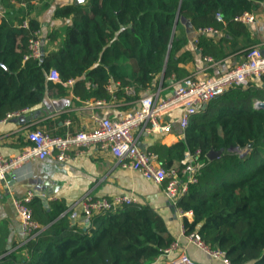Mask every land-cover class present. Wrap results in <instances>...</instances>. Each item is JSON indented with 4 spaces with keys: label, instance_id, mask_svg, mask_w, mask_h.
Listing matches in <instances>:
<instances>
[{
    "label": "trees",
    "instance_id": "trees-1",
    "mask_svg": "<svg viewBox=\"0 0 264 264\" xmlns=\"http://www.w3.org/2000/svg\"><path fill=\"white\" fill-rule=\"evenodd\" d=\"M20 1L23 6L1 0L8 10L0 15V119L40 103L52 88L65 93L61 83L47 80L49 69L58 72L61 82L73 80L82 96L105 100L110 98L106 90L110 81H118L119 89L131 85L139 90L150 87L161 72L164 77H183L186 71L179 63L185 62L189 53L180 49L190 38L180 16L192 29L224 28L248 39L246 26L233 18L252 11L262 0H86L63 4L53 16L70 21L49 33L48 43L56 46L49 50L43 46L40 59L26 60L28 39L40 26L36 9L46 7L47 2ZM218 10L223 21L215 18ZM23 19L27 26L21 25ZM210 40L205 33L196 38L202 54L224 56ZM252 43L248 40L246 45ZM263 82L264 75L258 85L252 82L246 88H227L192 116L184 139L149 151L157 154L163 167L179 168L186 150L200 149L197 181L188 185L173 206L191 211L190 220L182 216L185 233L196 231L235 264H264V109L253 106L255 99L264 100ZM248 144L243 156L229 151L245 149ZM210 149L222 152L209 160L206 154ZM237 171H241L238 176ZM63 209L54 202L47 229L29 238L20 250L3 256L0 264H148L174 241L163 217L147 204H125L95 214L84 228L57 218ZM32 215L36 220L33 210ZM22 249L23 255L19 253Z\"/></svg>",
    "mask_w": 264,
    "mask_h": 264
},
{
    "label": "crops",
    "instance_id": "crops-1",
    "mask_svg": "<svg viewBox=\"0 0 264 264\" xmlns=\"http://www.w3.org/2000/svg\"><path fill=\"white\" fill-rule=\"evenodd\" d=\"M84 1L86 0L43 1L47 2L46 7L37 8L35 12L40 24L42 48L43 46L47 50L54 48L56 43H48L49 33L70 21L69 18L54 17V10L63 4ZM11 3L22 6L18 0H11ZM7 10L8 8L2 7L0 0V15ZM250 12L253 13L255 21L249 24L242 23L246 26L248 39L242 34H230L224 28L218 30L213 27L214 31H207L205 28L193 29L196 31L193 36L188 34L191 30H187L183 24L184 31L190 38V41L180 49V52L185 50L189 53V58L179 63V66L186 71L183 77L178 78L174 75L164 77L161 72L156 75L150 87L135 89L134 94H128L124 86L119 89L118 81H110L108 85L112 86L113 92L107 91L110 94L107 100L82 96L73 80L70 83L58 82L65 88V93L59 94L55 88H52L40 103L25 108L17 116L0 119V154L4 158H9L31 145L32 142L26 137L29 129L41 127L52 135L91 129L95 126L94 116L121 118L125 113L139 107L141 96L152 94L155 98L167 97L187 76L201 79L221 74L243 59L244 52L249 47L246 45L248 40L264 50L263 37L258 30L260 25L264 26V0L257 2ZM200 33L211 37L210 44L216 51H222L225 55L222 57L203 55L195 41ZM253 82L258 85L260 79H254ZM180 111V108H176L162 116V121L170 125L167 131L147 132L143 123L135 127L132 135L138 146L149 152L154 146H169L184 139V131L178 124ZM27 190L38 193L32 200L31 208L40 224L39 232L47 229L52 223L48 220V214L54 202L64 206L57 218L64 217L71 226L84 228L88 220L83 215L80 200L87 196L110 198L114 195L126 194L133 196L136 203L147 204L155 209L165 220L174 242L192 259L201 264H213L202 251L187 244L181 230L182 216L167 200L164 185L145 179L138 171L121 167L118 160L109 152L96 147L82 151L71 150L68 158L61 162H58L53 154L43 159L30 157L10 170L6 181L0 184V259L18 250L29 239L21 232L12 202L13 198L21 197ZM191 217L192 214L186 215L189 220ZM24 252L23 249L19 251L22 255ZM160 262L161 260L151 261L148 264H161Z\"/></svg>",
    "mask_w": 264,
    "mask_h": 264
},
{
    "label": "built area",
    "instance_id": "built-area-1",
    "mask_svg": "<svg viewBox=\"0 0 264 264\" xmlns=\"http://www.w3.org/2000/svg\"><path fill=\"white\" fill-rule=\"evenodd\" d=\"M22 6L24 2H20ZM37 3L38 0H33ZM217 21H223L221 12L215 13ZM244 24L253 23L255 17L252 12L245 11L233 18ZM22 26H27V19H23ZM214 31L212 27L205 28ZM264 41V26L258 27ZM43 54L40 30L36 29L28 39V52L23 59H40ZM264 75V50L259 45H253L246 49L243 59L227 71L206 78H194L187 76L173 89L167 97L155 98L152 94H145L139 98V107L125 113L121 118L111 119L108 117L94 116L95 126L91 129H79L68 131L64 135H52L41 127L29 129L26 137L32 142L19 154L4 158L0 154V184L6 181L7 175L14 167L30 157L43 159L53 154L58 162L68 158L71 150H87L96 147L107 151L123 168L138 171L145 179L156 184L164 185V193L167 200L174 205L183 196L190 183H195L200 173V149L184 152V164L179 167H163L156 153L141 149L132 135V130L144 124L147 132H163L170 125L162 121V116L176 108H180L179 127L184 131L190 123L192 116L214 97L222 94L230 87L246 88L254 79H260ZM47 80L61 82L58 72L49 69L46 74ZM68 80L66 83H70ZM264 84V82H263ZM109 93L113 92L112 86H106ZM128 94H134L132 86H124ZM260 99H255L253 106ZM20 111L7 113L4 119L17 116ZM38 195L34 190H27L19 198H13L12 202L21 232L28 238H33L40 230L39 223L33 218L30 203ZM133 196L121 194L110 198H94L87 196L80 200L81 210L88 220L95 214L106 213L120 208L122 205L136 203ZM180 216L191 214V211H182L177 208ZM187 244L202 251L216 264H235L231 262L224 252L218 247L209 246L196 231L184 232ZM162 257V259H159ZM161 260V264H198L184 249H180L176 242H172L153 261Z\"/></svg>",
    "mask_w": 264,
    "mask_h": 264
},
{
    "label": "water",
    "instance_id": "water-1",
    "mask_svg": "<svg viewBox=\"0 0 264 264\" xmlns=\"http://www.w3.org/2000/svg\"><path fill=\"white\" fill-rule=\"evenodd\" d=\"M77 1V0H76ZM180 20L182 22V24L185 25L186 29L187 30H191V32H189L188 34L189 35H195L196 34V31H194L192 28H191V24L189 23V21L184 17V16H180ZM175 25H176V22H175ZM172 36H173V33H172ZM170 45V44H169ZM168 55V54H167ZM254 108H257V109H264V100H259L255 107ZM250 148V144H248L247 148H245V150L242 152L240 151L239 149H236V148H230L229 151H236L239 153L240 156H243L244 153L246 151H248V149ZM222 150H213V149H210L207 154H206V157L209 159V160H212V159H215L217 158L220 154H221Z\"/></svg>",
    "mask_w": 264,
    "mask_h": 264
},
{
    "label": "rangeland",
    "instance_id": "rangeland-1",
    "mask_svg": "<svg viewBox=\"0 0 264 264\" xmlns=\"http://www.w3.org/2000/svg\"><path fill=\"white\" fill-rule=\"evenodd\" d=\"M245 149H241L240 151H244ZM238 172V171H237ZM241 173V171H239L238 173H236V176H238ZM213 262V261H212ZM213 264H215V262H213Z\"/></svg>",
    "mask_w": 264,
    "mask_h": 264
}]
</instances>
